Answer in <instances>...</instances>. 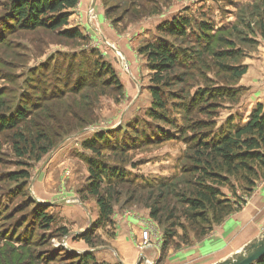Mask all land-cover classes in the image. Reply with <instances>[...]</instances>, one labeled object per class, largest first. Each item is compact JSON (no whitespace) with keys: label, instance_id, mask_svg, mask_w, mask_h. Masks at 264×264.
<instances>
[{"label":"rangeland","instance_id":"374dc122","mask_svg":"<svg viewBox=\"0 0 264 264\" xmlns=\"http://www.w3.org/2000/svg\"><path fill=\"white\" fill-rule=\"evenodd\" d=\"M155 1L157 5L159 0ZM164 1L161 0V4H164L162 3ZM167 1L163 6L164 12L168 10L170 13L175 10V16L187 13L199 21L204 17L213 24L212 26L216 32L217 30L222 31L224 32L223 34H226L231 39H235L237 46L244 50V58L236 62L248 66V70L251 66V75L249 77L252 76L253 71L264 68V38L258 28L262 21L261 11L264 8L262 7L259 12L258 9L247 10V7H245L257 3L262 6L264 0ZM5 2V0H0V21L5 14ZM137 2L139 1L116 0L114 3H110L111 6H116V11L115 9L113 11V7H111V12L116 13L113 16L111 15L112 19L121 16L120 22H117V27L112 25V19L106 14L107 8L104 0H95L89 7L76 9L71 18L70 28H76L82 32L85 39L81 41H69L60 37L58 33L43 29L36 32H13L9 26L0 22V100L5 102L6 109L4 111L15 109L14 106L19 104L21 95H31L32 104L37 105L42 101L41 106L44 108V116H47L46 110L48 108L56 109L57 111L61 110L65 114L77 109L79 106V112L81 113L86 110V103L90 102L84 98L90 97L91 93L89 89L79 92L76 80L82 79V77L87 79L88 75L86 76L85 74L89 70L91 72L89 67L103 62L113 66L125 88L124 95L120 99H118L117 93L110 91H108V94L100 96L96 103L97 105L92 110V117L84 118L85 126L83 125L81 129L64 139L57 148L38 163H31L30 165V161L23 163L17 159L13 152V145L9 137L10 133L0 134V232L2 234L3 232H8L16 224L23 226L24 221L26 223L20 232L26 230L25 226L27 227V223L33 220L28 218V215L35 207L33 201L30 204L24 203L30 197L36 202L50 206L49 213L56 219L54 227H52L53 230L65 226L69 232H72L83 228V222L86 221L88 228L85 231L95 232L94 236L98 238L97 244L99 248L110 245V241L114 240L115 236L111 232L115 229L114 225L109 227V232L106 233L108 236L103 237L105 229H98L96 227L97 221L89 222L90 217L95 219L99 216V207L96 198L91 197L86 192L89 180V168L86 157L92 153L85 150L82 144L100 132L108 133L107 130H113L112 134L117 137L114 138V146H118L115 145L117 141L123 142L125 135L136 140L137 134H139V129L136 127L137 123L143 121L148 124L147 127H149V124L158 125L166 131L170 130L176 139L163 144L146 143L145 141L148 139L145 138V133L142 132V136H144L141 137L142 141H138L136 144H132L131 141L132 149L128 152L122 154L110 149L102 154L106 164L123 168L126 174L125 179L128 182L124 187L125 190L121 191V195L123 194L121 202L115 205L114 217L119 219H137V221L142 223V231L151 229L153 232L152 243L154 248L145 252L139 250L141 239L136 237L134 240L135 244L138 242L136 264H215L217 263L216 260L220 256H224L225 253L221 255L206 253L199 256L196 252L197 245L214 231L199 240L196 239L195 232L193 231V233L191 229L188 228L186 232L179 229V236H183L184 233L191 235V244H184L183 238L177 236L167 249H163L165 244L163 228L151 218L150 205L153 204L155 199L149 201V194L153 193L154 198H156L160 192L157 187L163 182H170L176 178V180L185 178L183 166L189 164V161L185 159L189 144L183 139L186 136V131L189 137L194 136V133L190 130L191 127L186 121H190V118L184 117L181 119L180 114L174 113V117L178 119L179 123L175 129L146 117V113L153 103L149 91L151 71L146 59L139 55V49L153 39L154 36L158 35V32L157 29L151 30V27L148 26L152 25L149 24L152 21L148 20L155 16H146L137 22L132 21L135 16L129 15L122 18V12L126 9L132 10L133 8L131 9L130 6L132 4L135 6ZM152 6L154 7L155 4ZM167 19L166 21L171 20L170 17ZM144 20L148 21L147 26L140 25ZM249 22H252V27L256 28L255 31H246L244 25ZM235 28L243 32L237 34V32L233 31ZM241 36L253 38L256 40V45L250 46L241 42L239 39ZM179 42L183 43L186 48H191V45L184 43L183 40ZM215 47H217L216 44ZM213 50L216 49L214 48ZM205 60H209V58L205 56ZM212 67L210 70L215 72ZM79 70L84 76L78 73ZM90 72L88 74H91ZM178 73H181V71H176L174 74ZM209 75L211 79L217 82H229L226 81L227 77L224 74L214 75L211 72ZM246 75L240 81L241 84L244 80L246 88L238 84V88L243 90L240 101L235 104L225 103L215 119L216 128L219 132L227 129V124L232 118H242L251 106H256L257 97L260 99L264 97L260 89L252 95L254 87L251 89V85L255 78L253 77L252 81H248L249 77ZM91 80L89 78L84 80V82L90 84ZM247 81L248 83H246ZM183 88L184 85H176L172 90L182 94ZM198 90L199 86L195 87L192 90L193 94ZM173 91L171 92L174 93ZM64 94L66 95L65 99L53 100L54 97H64ZM41 112L43 111L39 113L41 114ZM68 118L70 117L68 116ZM196 118L195 121L197 123L201 118L204 120L208 119L204 115L196 116ZM76 124L78 123L76 122ZM141 125H145V123H141ZM188 127L189 130L187 129ZM27 164L31 166V178L26 183V186L17 188V184L10 182L7 179V175L11 172L26 169L27 166L24 167V165ZM149 184H152L153 187H149ZM263 185L264 180L257 184L250 196L244 194L239 184H237L238 197L236 198L233 197L227 188L224 191L240 208L237 211L240 212ZM170 202V207L162 209L161 217L163 220L169 219L172 208L175 210V217L183 213L180 201L170 199ZM11 212L12 215L9 216L8 214ZM262 213V219L259 216V220L263 224H260L262 229L258 238L264 233V209ZM28 229L30 237L36 235L34 237L36 240L44 235V232L39 230L38 227L30 226ZM13 230L11 229L9 232ZM51 233L48 232L47 235H51ZM69 236L70 238L66 241V247L62 245L65 238L63 240L54 239L50 246L42 249V252L50 251L52 248H60L59 245L61 244L65 249L80 254L82 249H76L74 246H76V242L80 243L82 240L72 239L70 234ZM0 241H2L1 238ZM4 244L8 248H20L19 245L14 243L6 244L4 242ZM35 250L36 252L39 251L38 248ZM118 257L119 259L122 258L121 255ZM118 257L116 256L117 259ZM65 260V257H60L57 263L51 264H68ZM148 261L151 263H147Z\"/></svg>","mask_w":264,"mask_h":264},{"label":"trees","instance_id":"16d2710c","mask_svg":"<svg viewBox=\"0 0 264 264\" xmlns=\"http://www.w3.org/2000/svg\"><path fill=\"white\" fill-rule=\"evenodd\" d=\"M5 1V14L0 22L9 26L13 32H36L43 29L58 33L60 37L69 41L85 39L78 29L70 28L71 18L80 0ZM115 1L104 0L106 14L110 19L116 14L111 12L113 6L110 5ZM138 1L135 6L134 4L130 6L132 10L126 9L122 12V18L129 15L135 16L132 21L137 22L146 16H158L164 13L163 6L168 2L165 0L162 2L164 4H161L159 0L156 5L155 0ZM256 5L258 3L245 7L247 10L258 9L259 12L262 7L264 8V3L262 6ZM115 7L113 11L114 9L116 11ZM179 15L160 24L157 27L158 35L139 49V55L146 59L151 71L149 91L153 103L146 117L175 129L179 123L174 113L180 114L181 119L190 118V121H186L194 133V136L189 137L186 131L183 139L189 144L185 158L189 164L183 166L185 178L163 182L157 187L160 192L156 198L153 193L149 194V201L155 199L150 205L151 218L163 228L165 237L163 249H167L179 236V229L186 232L189 228L195 232L196 239L201 240L223 224L228 217L239 211L240 208L229 198L224 189L227 188L236 198L238 197L237 184H239L244 194L250 196L257 184L264 180V104L254 107L246 123H236V119L232 118L227 124V129L221 132L217 131L215 123L223 105L227 102L238 103L243 95V90L238 88V84L248 73V66L236 61L244 58V50L237 46L235 39H231L222 31L216 32L213 24L204 17L199 21L187 13ZM120 18L121 16L111 20L114 27H117ZM261 19L258 28L264 38V10L261 11ZM244 26L246 31L256 30L252 27V22ZM233 31L237 34L243 32L237 28ZM239 39L247 45H256V40L253 38L241 36ZM180 40L191 45V48H186L179 42ZM214 48L216 50H213ZM205 56L209 60H205ZM211 67L215 69V72L210 70ZM89 68H91V72L89 70L91 74L87 72L85 75H88L87 79H92L90 84L84 82L87 80L84 77L76 80L79 92L89 89L91 93L90 97L84 98L90 102L86 103V110L81 113L79 106L65 114L61 110L46 108L47 116H44L42 101L34 105L30 99L31 95H21L19 104L14 106L15 109L9 110L10 112L7 111V114L4 111L5 102L0 100V134L10 133L13 152L17 159L23 163L30 161V165L42 161L64 139L81 129L83 125L85 126L84 118L92 117V110L100 96L108 94V91L117 93L118 99L124 95V85L111 64L103 62ZM176 71L181 73L174 74ZM211 72L214 75H226V81L229 82L220 83L211 79L209 75ZM78 73L84 76L80 70ZM176 85H184L182 94L172 90ZM197 86L199 90L194 95L192 90ZM65 96L64 94V97H54L53 100L65 99ZM40 111L43 112L40 114ZM202 115L207 116L208 119L201 118L197 123L196 116ZM141 123H137L136 126L139 129L137 141L125 135L123 142L117 141L115 145L118 146H114V138L117 137L112 134L113 130H107L108 133L100 132L82 144L85 150L92 153L86 157L89 168L86 192L96 198L99 207L96 223L98 229H106L114 225L115 205L121 202L123 196L121 191L125 190L124 187L128 183L123 168L106 164L102 157L103 152L110 149L122 154L128 152L132 149V144L142 141L141 137H144L142 132L148 139L146 143L163 144L176 139L170 130L166 131L158 125L149 124L147 127L146 122ZM30 165H24V167L27 166L26 169L9 173L7 179L17 184V188L26 186L31 178ZM148 186L153 187L152 184ZM28 199L24 202L25 204L34 202L35 205L28 215V218L33 220L27 223L24 232L20 231L26 221H22L23 226L16 224L14 228L12 227L11 229H14L12 232H9L11 229L3 234L0 232L2 240L0 241V264H51L57 263L60 257H65L68 264H110L99 261L92 251L77 254L60 246V248L42 252V249L50 246L54 239L63 240L69 236L70 232L65 226L53 230L56 219L49 213L50 206L36 202L30 197ZM170 199L181 202L183 213L175 217V210L172 208L169 219L163 220L162 209L171 206ZM8 215L11 216L12 212ZM30 226L38 227L44 235L37 240L34 239L36 235L30 237L28 229ZM48 232H52L51 235H47ZM94 233V231H85L75 238L84 241L91 249H96L99 245ZM179 237L183 238L184 244H191L190 234L184 233ZM4 242L17 244L20 248H8ZM36 248L39 249L38 252ZM255 264H264V257Z\"/></svg>","mask_w":264,"mask_h":264},{"label":"crops","instance_id":"0c3cea01","mask_svg":"<svg viewBox=\"0 0 264 264\" xmlns=\"http://www.w3.org/2000/svg\"><path fill=\"white\" fill-rule=\"evenodd\" d=\"M95 2V0H80L77 9L81 7L86 8L89 7L91 3ZM174 4V3H173ZM174 11V12H173ZM169 13L164 12L158 16L153 17L148 21H152L148 25L151 27V30L157 29V27L168 20L167 18L173 19L176 15L175 10ZM170 15V16H169ZM147 20L141 22L140 25L144 26L148 23ZM155 22V23H154ZM147 26V25H146ZM249 65V64H248ZM251 73V66L248 70V77ZM246 75V76H247ZM264 68L259 69L258 71H253L252 76L248 78V81H252V78L255 79L252 81L251 89L253 88L252 95L255 94L259 89L261 90L262 95H264ZM248 81L246 83H248ZM257 83H259L257 85ZM241 87L246 88L244 85V80L240 84ZM249 89V88H248ZM251 94V93H250ZM257 104H264V97L261 99L257 97ZM255 106H251L250 109L244 114V117H236V123L243 122L246 123L249 120V116L253 111ZM264 209V185L250 198V202L246 205V207L237 212L230 217H228L223 224L216 227L214 232L208 236L203 242L199 243L196 247L197 255L203 254H223L224 256H220L216 261L220 262L229 257L234 256L242 249H244L251 242L255 241L261 232V225L263 224L259 220V216L261 218L262 210ZM98 216L95 219L90 217L89 222L93 223L97 221ZM262 219V218H261ZM114 230H112V234H115L114 240L110 241V245H105L100 248L91 249L84 241L76 242L74 248L82 249L81 252L84 251H92L95 253L96 257L101 262H107L110 264H136V255L138 254L137 244L134 243L136 237L141 239L143 226L142 223L137 221V219H126V218H115L114 217ZM83 222V221H82ZM88 222V224H89ZM83 228L73 230L70 232L71 238H75L78 234L83 233L88 227L86 226V221L83 222ZM86 226V227H85ZM68 227V226H67ZM109 227L105 229L103 232V237H107L106 234L109 232ZM76 239V238H75ZM122 256L119 259L118 256ZM118 257V259L116 258ZM226 256V257H225Z\"/></svg>","mask_w":264,"mask_h":264},{"label":"water","instance_id":"95a60500","mask_svg":"<svg viewBox=\"0 0 264 264\" xmlns=\"http://www.w3.org/2000/svg\"><path fill=\"white\" fill-rule=\"evenodd\" d=\"M264 257V233L234 256L215 264H255Z\"/></svg>","mask_w":264,"mask_h":264},{"label":"built area","instance_id":"2783aa9c","mask_svg":"<svg viewBox=\"0 0 264 264\" xmlns=\"http://www.w3.org/2000/svg\"><path fill=\"white\" fill-rule=\"evenodd\" d=\"M81 234V233H80ZM78 234V235H80ZM70 236H66L65 237V240L63 241L62 245L64 247H66V241L67 239H69ZM152 240H153V232L151 229H145L142 233V236H141V240H140V245H139V250L142 251V252H145L146 250L148 249H152L154 248V245L152 243ZM61 244L59 246H62ZM85 252V251H84ZM80 253V252H79ZM83 253V252H81ZM80 253V254H81ZM147 263H151L150 261H148Z\"/></svg>","mask_w":264,"mask_h":264}]
</instances>
